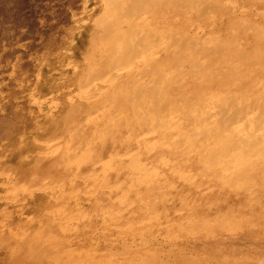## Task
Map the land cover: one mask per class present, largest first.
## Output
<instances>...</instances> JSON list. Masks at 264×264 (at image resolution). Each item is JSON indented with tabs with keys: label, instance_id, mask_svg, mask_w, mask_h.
<instances>
[{
	"label": "rangeland",
	"instance_id": "374dc122",
	"mask_svg": "<svg viewBox=\"0 0 264 264\" xmlns=\"http://www.w3.org/2000/svg\"><path fill=\"white\" fill-rule=\"evenodd\" d=\"M252 129L264 0H0V264H264Z\"/></svg>",
	"mask_w": 264,
	"mask_h": 264
},
{
	"label": "bare ground",
	"instance_id": "6f19581e",
	"mask_svg": "<svg viewBox=\"0 0 264 264\" xmlns=\"http://www.w3.org/2000/svg\"><path fill=\"white\" fill-rule=\"evenodd\" d=\"M122 1V0H121ZM124 1V0H123ZM118 2H120V1H118ZM124 3V2H123ZM131 4V3H130ZM132 5V4H131ZM115 6H117V5H115ZM118 7H119V4H118ZM178 10V9H177ZM127 11V10H126ZM128 11H129V9H128ZM123 13H126V12H123ZM127 14V13H126ZM152 14V13H151ZM116 15H118V14H116ZM120 15V14H119ZM123 16H124V14H123ZM130 17V16H129ZM120 18H122L123 19V17H120ZM129 19V18H128ZM130 20H131V18H130ZM130 20H128V22L130 21ZM118 22H120V21H118ZM125 22V21H124ZM122 23V22H121ZM133 23V22H132ZM120 24V23H119ZM123 24V23H122ZM167 24V23H166ZM129 26H130V24H128ZM121 27V26H120ZM133 27V26H132ZM132 27H130V29H132ZM114 29V28H113ZM135 29L136 30H138L136 27H135ZM118 31L119 30H122V28L120 29V28H118L117 29ZM127 30V29H126ZM131 32H134V31H132V30H130ZM139 31V30H138ZM121 33V32H120ZM125 33H126V31H125ZM127 33H128V31H127ZM124 35V34H123ZM126 36V35H125ZM129 36V35H128ZM121 38V37H120ZM196 45V44H195ZM222 45V44H221ZM199 50V49H198ZM239 52V51H238ZM207 54V53H206ZM210 54V53H209ZM208 54V55H209ZM180 55V54H179ZM199 61V60H198ZM202 71V70H201ZM200 71V72H201ZM199 72V73H200ZM202 74V73H201ZM218 83V82H217ZM244 85V84H243ZM210 107V106H209ZM212 117V116H211ZM219 119V118H218ZM222 122V121H221ZM244 129H242V127L240 126V125H235V126H233L232 128H231V132L232 133H236L237 134V136H240L242 133H244ZM217 133H218V131H217ZM252 134H256L257 136H264V133L262 132V131H260V130H258V129H252ZM220 136H222V135H220Z\"/></svg>",
	"mask_w": 264,
	"mask_h": 264
}]
</instances>
